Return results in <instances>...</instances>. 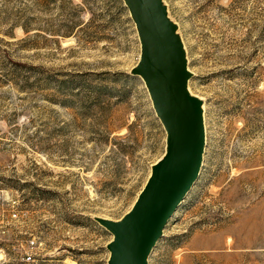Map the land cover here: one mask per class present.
<instances>
[{
    "label": "rangeland",
    "instance_id": "obj_1",
    "mask_svg": "<svg viewBox=\"0 0 264 264\" xmlns=\"http://www.w3.org/2000/svg\"><path fill=\"white\" fill-rule=\"evenodd\" d=\"M203 99L199 174L148 264H264V0H164ZM124 0H0V264H107L165 149Z\"/></svg>",
    "mask_w": 264,
    "mask_h": 264
},
{
    "label": "water",
    "instance_id": "obj_2",
    "mask_svg": "<svg viewBox=\"0 0 264 264\" xmlns=\"http://www.w3.org/2000/svg\"><path fill=\"white\" fill-rule=\"evenodd\" d=\"M140 40L131 66L147 87L165 132L163 154L131 206L119 217L93 215L112 236L107 264H148L149 253L197 178L206 142L203 99L189 86L193 71L164 0H124Z\"/></svg>",
    "mask_w": 264,
    "mask_h": 264
}]
</instances>
